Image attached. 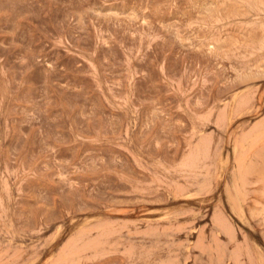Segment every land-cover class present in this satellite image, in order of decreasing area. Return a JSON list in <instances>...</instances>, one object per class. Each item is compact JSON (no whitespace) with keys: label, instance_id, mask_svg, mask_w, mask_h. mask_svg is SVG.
<instances>
[{"label":"rangeland","instance_id":"rangeland-1","mask_svg":"<svg viewBox=\"0 0 264 264\" xmlns=\"http://www.w3.org/2000/svg\"><path fill=\"white\" fill-rule=\"evenodd\" d=\"M0 264H264V0H0Z\"/></svg>","mask_w":264,"mask_h":264}]
</instances>
